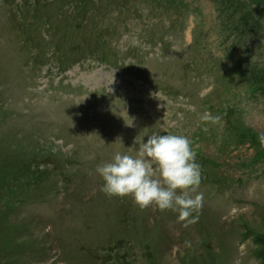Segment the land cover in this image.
<instances>
[{
  "label": "rangeland",
  "instance_id": "obj_1",
  "mask_svg": "<svg viewBox=\"0 0 264 264\" xmlns=\"http://www.w3.org/2000/svg\"><path fill=\"white\" fill-rule=\"evenodd\" d=\"M153 132L195 223L99 191ZM261 134L264 0H0V264H264Z\"/></svg>",
  "mask_w": 264,
  "mask_h": 264
},
{
  "label": "clouds",
  "instance_id": "obj_2",
  "mask_svg": "<svg viewBox=\"0 0 264 264\" xmlns=\"http://www.w3.org/2000/svg\"><path fill=\"white\" fill-rule=\"evenodd\" d=\"M259 140L264 145V134ZM95 173L102 180L99 191L108 198L130 197L140 209L171 211L186 224L199 218L201 165L186 135L153 132L141 139L135 156L116 152L110 161L97 164Z\"/></svg>",
  "mask_w": 264,
  "mask_h": 264
}]
</instances>
